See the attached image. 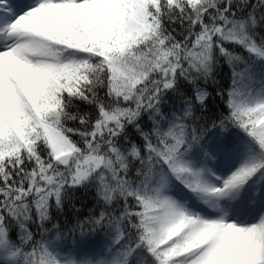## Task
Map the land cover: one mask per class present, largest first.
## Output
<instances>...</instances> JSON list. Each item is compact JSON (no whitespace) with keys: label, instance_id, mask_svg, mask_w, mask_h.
Wrapping results in <instances>:
<instances>
[{"label":"snow or ice","instance_id":"6c2138e0","mask_svg":"<svg viewBox=\"0 0 264 264\" xmlns=\"http://www.w3.org/2000/svg\"><path fill=\"white\" fill-rule=\"evenodd\" d=\"M0 264H264V0H0Z\"/></svg>","mask_w":264,"mask_h":264}]
</instances>
